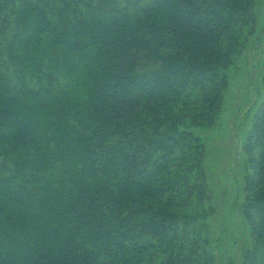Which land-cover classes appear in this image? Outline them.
<instances>
[{"label":"trees","instance_id":"16d2710c","mask_svg":"<svg viewBox=\"0 0 264 264\" xmlns=\"http://www.w3.org/2000/svg\"><path fill=\"white\" fill-rule=\"evenodd\" d=\"M256 0H0V264H217L197 129ZM243 215L264 264V100Z\"/></svg>","mask_w":264,"mask_h":264},{"label":"rangeland","instance_id":"374dc122","mask_svg":"<svg viewBox=\"0 0 264 264\" xmlns=\"http://www.w3.org/2000/svg\"><path fill=\"white\" fill-rule=\"evenodd\" d=\"M256 30L230 66L228 92L214 125L197 129L205 143V169L214 212L209 219L217 264H244L253 246L243 215L245 177L251 171L244 145L264 100V0H256Z\"/></svg>","mask_w":264,"mask_h":264}]
</instances>
